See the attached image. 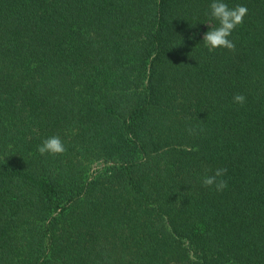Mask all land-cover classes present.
<instances>
[{
    "label": "trees",
    "instance_id": "obj_1",
    "mask_svg": "<svg viewBox=\"0 0 264 264\" xmlns=\"http://www.w3.org/2000/svg\"><path fill=\"white\" fill-rule=\"evenodd\" d=\"M227 2L209 52L211 0H0V264H264V0Z\"/></svg>",
    "mask_w": 264,
    "mask_h": 264
},
{
    "label": "clouds",
    "instance_id": "obj_2",
    "mask_svg": "<svg viewBox=\"0 0 264 264\" xmlns=\"http://www.w3.org/2000/svg\"><path fill=\"white\" fill-rule=\"evenodd\" d=\"M248 14L246 6L240 4L230 7L227 0H211L210 10L206 15L210 21L216 22L215 28H210L203 34L202 42L209 52L215 49L235 50V44L232 36L238 26L245 22ZM209 26L208 22L200 23ZM195 39V37H190ZM233 102L244 104L246 97L237 94L233 97ZM37 151L41 155L57 156L66 151L64 142L59 136H49L37 145ZM225 169H217L214 175H208L203 178V185L209 188L214 186L216 191H222L227 188V182L222 179ZM219 178V179H218Z\"/></svg>",
    "mask_w": 264,
    "mask_h": 264
}]
</instances>
